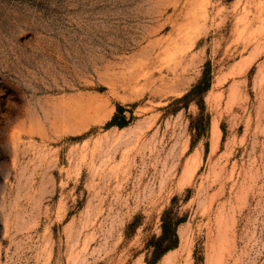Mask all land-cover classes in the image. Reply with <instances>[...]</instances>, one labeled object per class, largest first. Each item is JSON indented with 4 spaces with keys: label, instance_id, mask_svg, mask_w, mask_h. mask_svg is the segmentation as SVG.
Returning <instances> with one entry per match:
<instances>
[{
    "label": "rangeland",
    "instance_id": "1",
    "mask_svg": "<svg viewBox=\"0 0 264 264\" xmlns=\"http://www.w3.org/2000/svg\"><path fill=\"white\" fill-rule=\"evenodd\" d=\"M0 264H264V0H0Z\"/></svg>",
    "mask_w": 264,
    "mask_h": 264
},
{
    "label": "trees",
    "instance_id": "2",
    "mask_svg": "<svg viewBox=\"0 0 264 264\" xmlns=\"http://www.w3.org/2000/svg\"><path fill=\"white\" fill-rule=\"evenodd\" d=\"M166 237H167L166 227H165V224H163V234H162V236L160 238V242L163 241V240L167 241V245L164 248V252L167 249L175 246V242H173L175 239L174 238H173L174 240L173 239H166Z\"/></svg>",
    "mask_w": 264,
    "mask_h": 264
},
{
    "label": "bare ground",
    "instance_id": "3",
    "mask_svg": "<svg viewBox=\"0 0 264 264\" xmlns=\"http://www.w3.org/2000/svg\"><path fill=\"white\" fill-rule=\"evenodd\" d=\"M214 127H215V126H214ZM213 129H214V128H213ZM215 130H216V129H215ZM215 130L212 131V133H214V134H212V135H215V132H216ZM213 139H215V138H213ZM192 158H193V157H192ZM193 160H194V159H193ZM193 160H191V161L193 162ZM188 164H189V163H188ZM193 164H194V163H193ZM187 166H188V165L186 164V170H187ZM188 168H190V164H189ZM186 170H185V171H186ZM188 170H189V169H188ZM188 170L186 171L187 173H188ZM189 171H190V170H189ZM187 173H186V174H187ZM186 174H185V172H184V176H185ZM186 176H187V175H186ZM186 176H185V177H186ZM185 177H184V178H185ZM185 179H186V178H185ZM183 181H184V180H183Z\"/></svg>",
    "mask_w": 264,
    "mask_h": 264
}]
</instances>
